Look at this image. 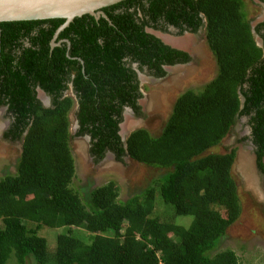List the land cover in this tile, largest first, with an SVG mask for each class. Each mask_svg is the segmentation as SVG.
I'll return each instance as SVG.
<instances>
[{
    "label": "trees",
    "instance_id": "trees-1",
    "mask_svg": "<svg viewBox=\"0 0 264 264\" xmlns=\"http://www.w3.org/2000/svg\"><path fill=\"white\" fill-rule=\"evenodd\" d=\"M103 11L107 19L83 15L59 32L69 47L50 46L62 18L0 22V107L10 120L3 138L21 143L14 173L0 177V264L12 255L18 264H238L231 249L217 251L241 213L236 150L212 149L245 117L250 133L235 143L252 148L264 186V20L252 26L242 0H123ZM169 26L203 28L217 73L199 93L178 96L157 136L138 128L122 141L124 109L145 118L132 65L163 78L164 66L191 62L147 30ZM73 103L76 135L89 136L96 163L111 152L163 168L157 186L122 203L109 182L83 203L71 187ZM156 197L191 223L153 216ZM43 227L59 230L52 255Z\"/></svg>",
    "mask_w": 264,
    "mask_h": 264
},
{
    "label": "rangeland",
    "instance_id": "rangeland-1",
    "mask_svg": "<svg viewBox=\"0 0 264 264\" xmlns=\"http://www.w3.org/2000/svg\"><path fill=\"white\" fill-rule=\"evenodd\" d=\"M243 2V10L247 19L252 20V26H254L259 19L263 18L264 6L259 7L256 3L251 2L248 4L246 0ZM157 35L160 34L157 33ZM168 36L172 37L169 34ZM181 37V39L186 40L181 41L179 37L173 41L167 40V42L172 45L175 43V46L188 52L191 56V62L169 66L166 75L160 79L143 73L139 75L141 79L140 91L143 95L139 104L145 118H139L132 110L125 108L120 124L123 138L138 128L146 129L153 137L157 136L171 114L172 106L178 96L187 90L199 93L204 85L215 77L217 65L206 45L204 32L201 34L185 33ZM255 39L257 44L261 45V38L258 35H255ZM65 94L70 96L71 93L67 91ZM39 96L41 98L42 94L40 93ZM43 102L44 105H49L46 99ZM75 111V103H73L69 112L70 147L75 162V175L71 187L79 194L83 203L88 202L90 192L94 188L109 182H113L117 187V201L122 203L150 186H157L158 178L165 172L163 168L146 166L129 157H124L122 161H119L110 152L100 162L96 163L89 152L88 137L76 135L78 125ZM245 122L244 119L239 120L234 133L228 134L215 149H212V151L220 153L231 148L236 150L232 175L236 180L241 206L238 220L228 228L217 251L231 249L238 257V264H264L263 176L255 167L252 148L249 145L235 143L236 137L247 136L250 132ZM9 123L10 120L6 115L5 108L0 107V177L6 173H14L21 152L20 142L12 143L3 138V132ZM152 215L161 221L182 226H188L192 219L191 216L173 215L171 209L163 206L157 197ZM76 231L77 236L89 238L87 232L80 229ZM39 234L45 237L48 250L52 255L59 230L43 227L39 230ZM7 264L18 263L12 255ZM27 264H33V262Z\"/></svg>",
    "mask_w": 264,
    "mask_h": 264
},
{
    "label": "water",
    "instance_id": "water-1",
    "mask_svg": "<svg viewBox=\"0 0 264 264\" xmlns=\"http://www.w3.org/2000/svg\"><path fill=\"white\" fill-rule=\"evenodd\" d=\"M123 0H0V22L49 20L62 18L61 24L50 42L57 44L55 37L76 17L91 15L96 20L107 19L103 8L117 4Z\"/></svg>",
    "mask_w": 264,
    "mask_h": 264
},
{
    "label": "flooded vegetation",
    "instance_id": "flooded-vegetation-1",
    "mask_svg": "<svg viewBox=\"0 0 264 264\" xmlns=\"http://www.w3.org/2000/svg\"><path fill=\"white\" fill-rule=\"evenodd\" d=\"M243 1V0H242ZM247 2H248V4H249V2H251V3H256L259 7H263L264 6V1L263 0H246ZM243 9H244V2H243ZM201 18L203 19V16H201ZM254 20H257V19H254ZM264 20V15H263V18H261V19H259L258 20V22H256L255 23V25L256 24H258L259 22H261V21H263ZM251 21V25H252V20H250ZM254 25V26H255ZM148 30V32H150L151 34H153V35H155L157 38H159L164 44H166V45H168L169 47H171V48H173V49H177V50H180V51H184V52H186L185 50H183L182 48H179L178 46H175L174 44L175 43H173V45L172 44H170L169 42H167V40L168 41H173L174 39L176 40L177 38H179L180 37V40L181 41H185L184 39H181L182 37V35H184L185 33H191V34H201V33H203L204 32V29L203 28H200L197 32H195V33H192V32H189V31H184V32H182L181 34H179L178 32V29L177 28H175V27H172V26H169L168 27V29H167V31H161V30H156V29H152V28H149V29H147ZM157 33L158 34H160V35H157ZM167 34V35H166ZM168 34L170 35V36H172V37H169L168 36ZM166 35V36H165ZM168 36V37H167ZM53 37H54V35H53ZM53 37H52V39H53ZM58 38V35L55 37V39H54V42L57 44V45H61V44H63V43H65L68 47H69V45H70V43H69V41L68 40H66V39H57ZM171 38H173V39H171ZM51 39V40H52ZM51 42V41H50ZM56 45V46H57ZM186 53H188V52H186ZM189 54V53H188ZM177 64H179V63H176V64H174V65H177ZM169 66H173V65H169ZM169 66H164L163 67V69H164V71L166 72L167 71V68L169 67ZM132 68L133 69H135V71H136V73H137V77H138V80H139V85L141 84V79H140V77H139V75L140 74H145V75H150V73H148V71H147V68L146 67H144L143 68V70L142 71H140L139 69H138V67H137V65L136 64H133L132 65ZM150 76H152V75H150ZM153 78H156V77H154V76H152ZM157 79H160V78H157ZM69 88L70 89H72V83H70L69 84ZM36 90H37V95H38V98L40 97L39 96V94L41 93L42 94V97L41 98H39V100L42 102V104L44 105V102H43V100L45 101V99L47 100V102L50 104V100H51V98H50V96L48 95V94H46L43 90H41L40 88H36ZM69 91V90H68ZM66 95V94H65ZM44 106H46V105H44ZM49 106V105H48Z\"/></svg>",
    "mask_w": 264,
    "mask_h": 264
},
{
    "label": "clouds",
    "instance_id": "clouds-1",
    "mask_svg": "<svg viewBox=\"0 0 264 264\" xmlns=\"http://www.w3.org/2000/svg\"><path fill=\"white\" fill-rule=\"evenodd\" d=\"M3 108H5V107H3ZM128 108V107H127ZM130 109V108H129ZM5 110H6V108H5ZM131 110V109H130ZM241 119H244L245 121H246V118L245 117H242ZM240 119V120H241ZM246 123V122H245ZM78 125V124H77ZM247 126V125H246ZM248 127V126H247ZM249 128V127H248ZM249 131H250V129H249ZM250 133V132H249ZM119 135L121 136V138H122V141H125L126 140V138L128 137H126V138H123V132H121V131H119ZM85 136H87L88 137V140H90L89 139V136L88 135H85ZM107 153H109V152H107ZM106 153V154H107ZM111 153V152H110ZM125 157H128V156H125ZM130 158V157H129ZM142 164V163H141ZM145 165V164H144Z\"/></svg>",
    "mask_w": 264,
    "mask_h": 264
}]
</instances>
